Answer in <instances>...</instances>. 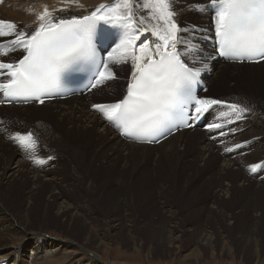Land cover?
Here are the masks:
<instances>
[{"label": "bare ground", "instance_id": "1", "mask_svg": "<svg viewBox=\"0 0 264 264\" xmlns=\"http://www.w3.org/2000/svg\"><path fill=\"white\" fill-rule=\"evenodd\" d=\"M36 1L37 4L35 7L29 8V6L25 5V0H10L9 2L7 0H1L0 9L6 3L10 6V9H4L3 21L10 22L11 20L12 22L17 23L18 28L22 29L19 31H26L25 26H27L29 27V30L27 31L28 34H31L39 23L37 15L43 13L45 6H47L49 11H52L55 19L59 20L74 17L80 18L89 15L101 4L111 5L116 2V0H75V2H70V0H60L61 3L53 4L52 2H54V0H49L50 2L42 0ZM198 2V0H173V7L177 12L175 20L178 27L182 29L178 35L185 40H187L185 37L186 31L183 26L187 21L191 20L192 15L197 11ZM141 3H143V0H141ZM135 12L137 19L142 15L147 16V11L139 6L135 9ZM199 13L201 14H199L196 23L199 26L194 28L193 31L199 29L200 32L197 31L194 37L189 36L187 40L190 44L195 46H200V41H198L197 38L209 37L210 27L214 24V16L210 14L211 11H209L208 7H205V10ZM151 27V24L140 26V39L136 41L137 47L135 52L138 56L141 55L138 46L142 43L149 44V50L144 54L145 59L147 56L152 55L155 52V43L159 42L158 38L152 34ZM114 28L115 27L111 25L110 29L115 36V44L109 47V53L113 52V49L116 48L121 36ZM145 28L148 30L144 31ZM7 39L11 40L12 38ZM7 39L3 38L0 40L5 41ZM179 46L182 47L181 52L183 57H185L186 60L195 63L197 65L195 67L201 69L200 73L203 75L213 73L214 76H217L218 78L225 75L231 76L228 71H231V74L233 71H236V74H239L240 70L238 67L246 65L249 67L248 76L251 83L256 82V80L260 82L264 78V60L254 64L244 62L241 64L225 63L216 57V52L214 51L211 53L213 59L210 58L214 61L213 62L205 57L204 54V46H208V42L202 43L200 47H196L199 55H195V53L193 55H186L183 51L185 45ZM109 53L107 59H105V62L107 63ZM14 54H20L19 49L6 57L8 62H11L12 59L14 60ZM21 55L15 56V60ZM153 58L157 59L158 57L153 56ZM0 59H4V57ZM196 61L200 62L196 63ZM133 70L134 65L132 61L131 68L129 70L127 68L128 73L125 77V87L123 90L121 88L117 89L113 95V97L116 96V98H113L112 102H118L126 91L127 85L133 77ZM0 81H3V78H0ZM199 81L202 84H207L206 89L203 92L208 91L209 84L213 82L212 79L207 80L204 78H200ZM241 83H243V81H241ZM93 90L87 91L88 93H86V95ZM83 97L84 95L71 96L63 100L56 98L52 101L43 102L41 105H36L35 103H20L19 105L12 104L8 106L0 105V113L2 115L8 110L19 112L27 109L33 113V116H36L40 120L37 134L36 136H33L36 141L34 150L25 151L21 149L14 140L8 141L3 137H0V264H53L51 262H60L64 259H67L66 262H70L69 264H127L118 261L105 263L103 260L102 256L105 252H108V250H112V246L104 242L103 238H99V236H104V233H102V230H99L97 227V214H99V217L104 220L108 232L114 231L122 225L128 227L135 226V219L131 214L132 209L134 210L137 205L138 210H141L142 205L141 203L135 204L134 198L141 197L142 201H144V199L147 200V197H145L146 192L143 190L145 189V185L153 184L150 180L153 176L150 175L152 173H150V171L146 174H142L140 171L141 174L138 175L136 173L137 167L134 168L133 166L128 169L125 166V162L128 159H131V157L133 158L132 160H134L136 154H138L137 151L146 152L154 150L155 148H161L164 152L169 151L170 149L175 150L178 147V140L185 134L188 135V139H190L191 133L197 128L193 127L178 130L174 134H171L155 144L133 143L123 140L124 138L120 136L117 128L106 120L102 113L94 109L93 105H97L96 101H86ZM258 103L261 106V101L258 100ZM254 110L260 113L258 108H255ZM214 111L215 113L217 111L221 112L224 121H221L220 124H222L223 127L210 129L206 133L203 132L202 128L200 129V132L198 131L199 135L204 136L208 134H219L221 138L220 147L223 150V156L221 157L222 160L216 171V175L221 181L218 187L215 188L213 200L211 201L209 208L215 209L217 205L216 200L218 199L226 205L236 204L238 197L241 195L243 196V193L245 194L248 189L252 187V191L256 196H253L248 203L254 204L251 201L254 200L257 202L258 206H263L264 133L251 136L255 137L253 138L254 140L248 138L252 141L241 139L240 137L248 131L247 130L241 134L247 126L250 127L258 114L253 115V109L251 108L242 113L241 119L237 120L235 119L234 114L224 117V113L229 112L227 107H215L211 112ZM242 115L246 116L245 121H243L244 116ZM213 117H215V114L208 115V121L204 125L215 123V121H212ZM42 120L43 123H41ZM229 120L233 122L229 123ZM259 120L260 118L254 122L253 126L258 125ZM221 133H223V135ZM197 144L199 145V147L197 145L199 156L188 162L189 166L194 169L192 170L195 172V176L199 173L198 169L202 167L199 166L206 162V159L203 158V152L205 154H211L215 147V143L210 140L206 142L201 141V143ZM254 147L255 150L251 152ZM53 148L56 149L58 156V159L55 162V156L53 153L55 150ZM256 150H259L260 154H258V151ZM238 151H240V154L243 155V157L240 156L238 158L236 156ZM209 154H207V156H209ZM257 155H260V157L258 158ZM37 160L42 161V163H37ZM65 161L67 163H65ZM168 161L169 160H167V162ZM240 164L243 165L240 166ZM55 166L56 168H54ZM176 168L175 170L170 168L172 173L170 179L172 181H168L167 179L169 177H166V180L170 183L174 182L173 180L176 177L177 172ZM182 170L183 169H180L178 172ZM205 170L203 171L205 172ZM127 172L129 177L126 179L125 176ZM156 172L157 179L160 178L158 182L161 183L164 181L162 180V177L165 176V174L161 169H158V171L156 170ZM188 174H190V172ZM260 175H263L262 180L258 179V176ZM137 176H140L139 180L135 179ZM132 178L135 179V181L133 179L134 182L131 181ZM114 179L117 184L115 186H108V184L110 182L112 183ZM186 180L192 179L188 176ZM102 188L107 189L106 193L103 195H97ZM155 191L157 194V190ZM75 194L81 195L84 198L85 203L76 202L74 199ZM166 194L167 192L163 195L165 196L164 198L167 197L166 200H158L161 204L160 206L157 205V208H159L157 211L166 216V223L168 225L166 231L169 235L167 246L170 247L171 245H174L175 237L173 236V233L182 229L178 222L179 217L173 209L174 205L177 204L170 200L169 195ZM172 195L171 197H175L174 191L172 192ZM192 196L193 195H191V197ZM128 198L132 199V203L128 201ZM123 199L125 200L123 201ZM112 204L115 206L112 207L111 211H121V218H116L111 215V213L104 217L103 214L98 211V206H101V208L104 206L110 208ZM20 205L19 213L11 211V207ZM40 207L51 211V214L42 217L41 219L44 222L48 221L49 223L46 224L42 221L44 227L38 226L36 229H33L32 227L34 226H31V222L33 219L38 218L37 209ZM228 221L229 222L226 224L230 225L232 221ZM46 227H57L60 229L57 231L52 228V230H46L48 229ZM64 227H72V231H69ZM81 228H85L86 232L81 242H77L71 237V235L78 234V231ZM185 229L187 230V228ZM108 232L106 233V238L109 237ZM58 233H61V235H58ZM196 233L198 238H196V244H194V246L199 244H206L209 246L211 244L213 234L210 233L207 224H204L200 231L198 230ZM11 235H18L21 242L16 244H1L2 239H6ZM220 235L223 237L222 240L226 242V235L224 233H220L219 236ZM90 242L94 243L92 249L89 248ZM70 251L72 252L71 254ZM155 251V248H153L150 253L153 254ZM221 251H226L227 255H230L232 252L231 248L226 244L222 245L220 252ZM77 253L82 255L86 253V255L73 260ZM68 255L73 257L69 259ZM222 264L233 263L225 262Z\"/></svg>", "mask_w": 264, "mask_h": 264}, {"label": "snow or ice", "instance_id": "2", "mask_svg": "<svg viewBox=\"0 0 264 264\" xmlns=\"http://www.w3.org/2000/svg\"><path fill=\"white\" fill-rule=\"evenodd\" d=\"M138 6L147 11V16L136 18ZM210 6L214 11L219 55L232 61L264 60V0H210ZM176 15L173 0H143V3L141 0H116L111 5H99L89 15L71 19L56 20L45 6L43 13L37 15L39 23L31 34L18 31V26L12 22L0 20V37H14L7 42L0 40V58L18 49L24 51L16 62L0 59V78H3L0 93L6 102L35 100L43 103V98L52 95L53 87L66 71L93 73L91 88L114 79L109 64L99 59L93 43L97 21H103L122 32L120 43L109 53V60L119 62L117 54L126 57L131 52L133 79L123 99L93 107L121 135L140 142H156L157 133L163 135L162 128L170 131L171 127H187L188 119H197L213 105L223 103L194 94L193 84L201 69L188 64L178 46L185 45L186 55H199V52L195 45L178 35L182 29L176 23ZM145 24L152 25V34L159 41L155 43V52L146 59L148 43L138 46L141 55L135 52L140 26ZM188 105L194 106L195 117L189 116ZM226 107L229 112L224 113V117L234 114L237 120L248 110L240 104H227ZM208 127L217 129L223 125L213 123ZM11 139L25 151L35 149L36 141L31 132L17 133Z\"/></svg>", "mask_w": 264, "mask_h": 264}, {"label": "rangeland", "instance_id": "3", "mask_svg": "<svg viewBox=\"0 0 264 264\" xmlns=\"http://www.w3.org/2000/svg\"><path fill=\"white\" fill-rule=\"evenodd\" d=\"M7 1L9 2L10 0ZM25 1H26L25 5L29 6V8H34L35 5L37 4L36 0H28V2L27 0ZM42 1L50 2L49 0H42ZM198 1L199 2L197 6V11L194 13V15H192L191 20L187 21L186 24L183 26L184 30L186 31L185 37L187 40L189 36L194 37L197 31L200 32L199 29H195V31H193V29L199 26L196 24L199 18V14H201L199 12L204 11L205 7H208V3L210 0H198ZM52 3L59 4L61 2L60 0H54V2ZM5 8L10 9V6L6 3L0 9V20L2 21L4 17L3 13ZM201 8H203L204 10H200ZM213 12H211L210 14L213 15ZM10 22L12 21L10 20ZM12 23L17 25V23L15 22ZM25 28L26 31L29 30V27L25 26ZM114 29L117 30V33L119 32L121 35L119 38V42L117 43L118 45L122 37V32L116 27ZM19 30L22 29L18 28V31ZM209 31H212L211 27ZM3 38L14 39L13 36L0 37V39ZM209 38H211V33L208 38L207 37L205 39L197 38V40L200 41V46H201L202 43H205L207 41L209 42L208 40ZM200 46H196V47H200ZM179 47L180 49L182 48L181 46ZM204 48H205L204 49L205 57L210 59L211 57L209 54L210 52L213 51L212 46L211 45L204 46ZM19 51L20 54L13 55L14 60L13 59L12 60L14 62L16 61L15 56L21 55L23 53L22 49H19ZM117 57L119 62H114L113 60L108 59V64L110 66V69L114 73L115 78L112 80L105 81L104 84H101L98 87H96L88 95L85 94L86 96L84 95L83 99H86V101H93V102L96 101L97 105H108L116 102V101L112 102L113 98H116V96L113 97V95L115 94L118 88H121L122 90L124 89L125 77L128 73L127 68L129 70L131 68V63H132L130 53L126 57L117 54ZM3 60L8 62V59L6 57H4ZM210 60L213 61L212 59ZM190 64H195V63L190 62ZM195 66L197 65L195 64ZM238 69L240 70L239 74H236V71H233L232 74L231 71H228L232 77L225 75L221 78H218L217 76H214L213 73L212 74L208 73L204 75L200 73L201 76L206 77L205 79L213 80V82L209 84L208 91L202 93V98L218 99L224 102L226 105L240 104L245 108H247L248 110L252 108L253 115L258 114V116L253 120L250 127L247 126L241 132V134L247 130L248 131L240 136L241 139H247L250 141L251 139L248 138H252V139L255 138L251 136L264 133V78L260 82L256 80V82L251 83L248 76L249 67L245 65L238 67ZM241 81H243L244 84L241 83ZM258 100L261 101V106L259 105ZM255 108H258L260 113L258 111H255L254 110ZM213 114H215V117H213L212 121H215V123H221V121H224V119H222V115L220 111H217L216 113L214 111L209 115H213ZM242 116H244L243 121H245L246 116L245 115ZM258 118H260V120L258 121L259 124L253 126L254 122ZM41 123H43V120L41 121ZM39 124H40L39 118L33 116V113H31V111H28L27 109L21 110L19 112L8 110L3 115L2 114L0 115V137H3L5 140L9 141V140H13L11 139V137L15 136L17 133L23 135L31 132L33 136H36ZM201 128L202 127L199 128L197 127L191 133L190 139H188L189 137L188 135L186 134L183 135L181 137L182 139L180 138L178 140L177 143L178 147L175 150L168 149L169 151L164 152L161 148H155L154 150H149L150 152L137 151L138 154H136L134 160H132L133 158L131 157V159H128L125 162L126 163L125 166L128 169L132 168L133 166L134 168L137 167L136 173L138 175H140L141 172L142 174L149 173V171L150 173L152 172L150 175L153 177H151L150 180L153 182V184L145 185V189L143 190L144 192H146L145 197H147V200L144 199V201H142L141 197L134 198L135 204L141 203L142 205L141 210H138L137 205L134 210L132 209L131 214L132 217L135 219V224H134L135 226L128 227L122 225L117 229H115L114 231L108 232L104 220L99 217V214H97L96 216L98 219V220L96 219L97 227L99 230H102V233H104V236H99V238H103L104 242L112 246V250L111 249L108 250V252H105V254L102 256L105 263H108L110 261H114V262L118 261L127 264H222L225 262H232L233 264H264V205L258 206L257 202L254 200H251L254 204L248 203V201L252 199L253 196H256L252 191L253 187L248 189V191L245 194L243 193V196L242 195L239 196L236 204L226 205L220 199H218L216 200L217 203L216 208L215 209L209 208L210 203L213 200L215 188L218 187L221 181L220 178L217 177L216 171L217 168L219 167V164L221 163L223 150L220 147V142H221L220 135L219 134H208L205 136L199 135ZM202 130L204 133L207 132L203 128ZM209 140L215 143V147L213 149L214 151H212L211 154L209 153L205 154L203 152L204 154L203 158L206 159V162H204L205 163L204 164L202 161L203 165L201 164L199 166L202 167L198 169L199 173L198 175L195 176V172H193L194 169L191 166H189L188 162L192 161L193 158H198L199 156V151H198L199 145L197 143H201V141L206 142ZM53 149L55 150V152H53L55 156V160H54L55 162L57 161L58 156L56 149L55 148ZM254 150L255 147L251 152H253ZM256 151H258V154H260L259 150ZM207 154H209V156H207ZM236 156L238 158L240 156L243 157V155L240 154V151L237 152ZM257 157L259 158L260 155H257ZM165 159L169 161L167 162V160ZM176 161L178 162V164ZM65 163L67 162L65 161ZM242 165L243 164H240V166ZM54 168H56V166ZM170 168H172V170H175V168L177 169L176 177L173 180L174 182H171L172 184L168 182V181H172L170 179V175H172ZM158 169H161V171L165 174V176L162 177V180L164 181H162L161 183L158 182L160 178L157 179L156 170L158 171ZM180 169H183L184 171L182 170L178 172ZM201 169L202 171L205 169L206 170L205 172L204 171L202 172ZM187 172L188 173L190 172V174H188ZM128 175L129 174L127 172L125 176L126 179L129 177ZM188 176H190L192 180H186ZM166 177L169 178L167 179ZM262 178L263 175L258 176V179L262 180ZM133 179L134 178L131 179L132 182H134L135 179L139 180L140 176H137L134 179V181ZM116 184L117 183L115 182L114 179V181H112V183L110 182L108 186L111 185L115 186ZM106 190H107L106 188L100 189L97 195H103L104 193H106ZM155 190H157V194ZM161 191L163 192V194ZM173 191L175 192V197H171ZM165 192H167L166 195H169L170 197L169 199L172 200L175 204H177L174 205L173 209L176 211L177 216L179 217L178 222L182 229L180 231L173 233V236L175 237L174 245H171L170 247L167 246V239L169 235L166 231L168 229V225L166 223L167 220L166 216L157 211L159 210V208H157V205L160 206L161 204V202L158 200L160 199L166 200L167 198V197L164 198L165 196H163L165 195ZM190 194L193 196L191 197ZM74 199L78 203H85L84 198L79 194H75ZM124 200L125 199H123V201ZM131 200L132 199L128 198V201H130V203H132ZM113 206L115 205L112 204L110 208L109 207L106 208V206H104L105 208L104 207L101 208V206H98L99 207L98 211H100V213L103 214L104 217L106 215L108 216L111 213V215H113L114 217L121 218L122 217L121 211L118 210H115V212L111 211ZM20 207L21 205L11 207V211L15 213H19ZM49 214H51V211H49L48 209L43 207L38 208L37 209L38 218L33 219V221L31 222L32 223L31 226H34L32 228L36 229L38 226L44 227L43 224L44 221L41 219L42 217H45ZM228 220L232 221L230 225L226 224L227 222H229ZM44 223L47 224L49 222L45 221ZM204 224H207L210 233L213 234L212 242L209 246L206 244L205 245L199 244L194 246V244H196L195 243L196 238H198L196 232H198V230L200 231V229L204 226ZM51 228L56 229V231L60 229L57 227H51ZM51 228L49 227L46 230H52ZM64 228L69 231H72V227H68V228L64 227ZM185 228H187V230ZM85 232L86 229L81 228L78 231V234L71 235V237H73L75 241L81 242L83 236L85 235ZM107 232L109 233L108 238H106ZM220 233H224L226 235V239H227L226 242L222 240L223 237H221V235L219 236ZM58 235H61V233H58ZM18 242H21V239H19L18 235H11L6 239L1 240V244H10V243L16 244ZM222 243L226 244L229 248H231L232 252L230 253V255H227L226 251L220 252V249L223 245ZM93 245L94 243L90 242L89 248L92 249ZM153 248H155L156 251L155 253L153 252V254H151L150 252L152 251ZM71 253L72 252L70 251V254ZM84 255H86V253L83 255L77 253V255L74 257L73 260L81 258ZM72 257L73 256L70 257V255H68L69 259H71ZM66 260L67 259L61 260L60 262H51V263L66 264L67 263ZM69 263L70 262H68L67 264Z\"/></svg>", "mask_w": 264, "mask_h": 264}]
</instances>
